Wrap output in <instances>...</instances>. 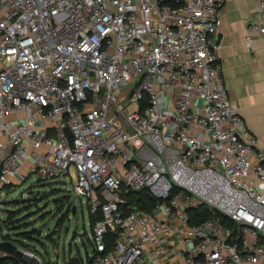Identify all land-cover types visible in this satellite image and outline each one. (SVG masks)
<instances>
[{
  "label": "built area",
  "instance_id": "2783aa9c",
  "mask_svg": "<svg viewBox=\"0 0 264 264\" xmlns=\"http://www.w3.org/2000/svg\"><path fill=\"white\" fill-rule=\"evenodd\" d=\"M224 1L0 0V193L73 168L101 213L86 264H166L174 235L190 264H264V151L222 79ZM139 190L152 213L122 208ZM200 204L239 242L219 215L189 224Z\"/></svg>",
  "mask_w": 264,
  "mask_h": 264
},
{
  "label": "crops",
  "instance_id": "0c3cea01",
  "mask_svg": "<svg viewBox=\"0 0 264 264\" xmlns=\"http://www.w3.org/2000/svg\"><path fill=\"white\" fill-rule=\"evenodd\" d=\"M259 1H224L216 53L231 106L257 138V148L264 151V36L252 31V40L246 41L247 26L264 22L257 10ZM23 166L26 168L27 162ZM173 224L182 228L179 223L173 221ZM167 246L166 264H190L186 261L189 243L174 235ZM3 256L0 251V257Z\"/></svg>",
  "mask_w": 264,
  "mask_h": 264
},
{
  "label": "rangeland",
  "instance_id": "374dc122",
  "mask_svg": "<svg viewBox=\"0 0 264 264\" xmlns=\"http://www.w3.org/2000/svg\"><path fill=\"white\" fill-rule=\"evenodd\" d=\"M70 175L71 178L56 179H39L38 175H32L22 181L21 185L15 187L13 192L12 190H1L0 193V202L21 197L25 201L34 198L36 204L40 206L39 208L33 206L28 210L26 214H30V217L25 219L28 222L34 221L33 225L27 229L39 232L35 237L39 241L19 238L23 239L27 245H34L44 262L49 264H66L69 253L77 254L81 258V264H86L93 249L90 245L92 233L88 204L83 197L76 198L72 190L76 179V172L73 168L70 169ZM63 198L65 202L72 198L76 204L75 212L70 211L65 221L61 220L64 212L61 210L68 202L61 207ZM21 206L23 205L20 204ZM2 207L3 205L0 204V216L3 213ZM4 231L7 232L5 228ZM15 233L19 231L15 230Z\"/></svg>",
  "mask_w": 264,
  "mask_h": 264
},
{
  "label": "trees",
  "instance_id": "16d2710c",
  "mask_svg": "<svg viewBox=\"0 0 264 264\" xmlns=\"http://www.w3.org/2000/svg\"><path fill=\"white\" fill-rule=\"evenodd\" d=\"M41 179V178H39ZM13 187L7 186L4 187L3 190H11ZM31 191V190H29ZM69 198V197H68ZM124 198L126 200V204L122 206V208L127 211L131 208H137L140 210H143L148 213H152L155 206V201L152 200L150 197H148L144 190L139 191H132L124 195ZM23 198H17L15 200H4L3 202H0L3 211V215L0 216V239L10 240L15 242L18 247L27 248L34 250L38 253L35 246L27 245L23 242V239L28 240H36L35 237L39 232H36L35 230H28L27 228L30 225H33L34 221L28 222L25 220L26 218L30 217V214H26L28 210H30L33 206L39 208L40 206L36 204L34 198L22 200ZM39 200V199H37ZM40 201V200H39ZM61 203V207L65 205L66 202H68L65 205V208L61 211L63 212V217L61 220L65 221L70 215V211H72V206L74 204L73 199H67L65 202V199L63 198ZM20 204L23 206L20 207ZM188 215H189V224L194 225L198 224L205 219H209L213 217V215H219L221 222L223 225L230 227L234 231V236L231 239V242H239V238L241 236L239 231V225H237L235 222H233L229 217L222 213H218L215 209L210 207L207 204H200L194 208L188 209ZM27 216H26V215ZM101 218V213H97L96 215H89L90 220V226H92L96 220ZM7 230V232L4 231ZM15 230L19 231V233H15ZM10 231H13L12 233ZM22 237L23 239L19 238ZM1 264H20V262L12 258L10 256H3L0 257ZM44 264H49L48 262H44Z\"/></svg>",
  "mask_w": 264,
  "mask_h": 264
},
{
  "label": "water",
  "instance_id": "95a60500",
  "mask_svg": "<svg viewBox=\"0 0 264 264\" xmlns=\"http://www.w3.org/2000/svg\"><path fill=\"white\" fill-rule=\"evenodd\" d=\"M75 210L76 207L72 206V211L75 212ZM0 251L7 256L17 259L21 263L31 264V261H36V257L27 256L15 242L10 240L0 239ZM66 264H80L79 256L69 253Z\"/></svg>",
  "mask_w": 264,
  "mask_h": 264
}]
</instances>
